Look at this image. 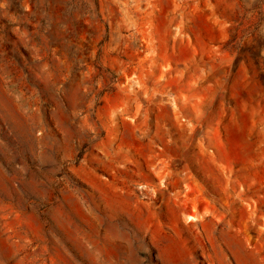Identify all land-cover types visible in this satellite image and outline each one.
I'll list each match as a JSON object with an SVG mask.
<instances>
[{"label":"rangeland","instance_id":"rangeland-1","mask_svg":"<svg viewBox=\"0 0 264 264\" xmlns=\"http://www.w3.org/2000/svg\"><path fill=\"white\" fill-rule=\"evenodd\" d=\"M0 241L264 264V0H0Z\"/></svg>","mask_w":264,"mask_h":264},{"label":"bare ground","instance_id":"bare-ground-1","mask_svg":"<svg viewBox=\"0 0 264 264\" xmlns=\"http://www.w3.org/2000/svg\"><path fill=\"white\" fill-rule=\"evenodd\" d=\"M151 4H152V3H151ZM167 5H168V4H167ZM169 5H170V1H169ZM170 6H171V5H170ZM147 8H148V7H147ZM168 8H169V7H168ZM129 9H130V8H129ZM153 9H155V7H153ZM169 9H170V8H169ZM158 10H159V9H158ZM184 10H185V9H184ZM136 11H137V10H136ZM145 11H146V10H145ZM141 12H142V11H141ZM141 12H140V13H141ZM143 12H144V11H143ZM181 12H182V11H181ZM143 14H144V13H143ZM153 14H154V13H153ZM139 15H140V14H139ZM162 16H164V15H162ZM162 18H163V17H162ZM157 19H158V18H157ZM147 20H148V19H147ZM163 21H164V20H163ZM157 22L159 23L160 21L157 20ZM143 23H144V22H143ZM147 23H148V22H147ZM162 23H163V22H162ZM161 25H162V24H161ZM182 25H183V24H182ZM182 25H181V26H182ZM162 26H163V25H162ZM159 27H160V25H159ZM159 27H158V28H159ZM158 28H157V29H158ZM160 29H162V28H160ZM178 29H179V28H178ZM178 32H179V30H178ZM165 39H166V37H165ZM189 40H190V39H189ZM185 43H188V42H185ZM162 44H164V43H162ZM164 45L167 46L166 43H165ZM181 45H182V44H181ZM188 45H189V44H188ZM186 46H187V44H186ZM186 46H185V47H186ZM188 50H189V49H188ZM190 50H191V48H190ZM157 79H158V78H157ZM138 84H139V82H138ZM137 88H138V87H137ZM143 90H144V89H143ZM143 90H142V91H143ZM129 95H130V94H129ZM169 97H170V96H169ZM172 97H173V96H172ZM137 98H138V97H137ZM160 98H161V97H160ZM172 99H173V98H172ZM133 100H135V98H133ZM169 100H170V99H169ZM132 102H133V101H132ZM165 102H166V101H165ZM168 102H170V101H168ZM171 103H172L173 106H174V109H173V110H174V111H173L174 113H173V114L177 117V116H178V110H179V104H178V101H177V99H174V100H171ZM171 103H170V104H171ZM172 104H171V105H172ZM183 106H184L185 109H187L188 111H192V109H191L189 106H187V105H183ZM172 108H173V107H172ZM172 108H171V109H172ZM158 109H159V108H158ZM160 110H161V109H160ZM165 110H167V109H165ZM129 115H130V114H129ZM174 115H173L172 117H174ZM139 117H140V116H139ZM179 118H180V116H179ZM141 119H142V118H141ZM177 120H178V119H177ZM183 120H184V119H183ZM136 121H137V120H136ZM155 122H156V121H155ZM189 122H190V121H189ZM134 124H135V122H134ZM192 124H193V123H192ZM175 125H176V124H175ZM160 128H161V127H160ZM231 136H232V135H231ZM235 136H236V135H235ZM213 137H214V136H213ZM213 137H212V138H213ZM237 137H238V136H237ZM214 138H215V137H214ZM164 139H165V138H164ZM238 139H239V138H238ZM239 141H240V140H239ZM217 142H218V140H217ZM218 144H219V143H218ZM243 144H244V143H243ZM246 144H247V143H246ZM224 146H225V145H224ZM237 147H238V146H237ZM239 147H241V146H239ZM220 149H221V148H220ZM223 149H224V148H223ZM231 150H232V149H230V151H231ZM233 150H234V149H233ZM246 150H247V149H246ZM238 151H239V150H238ZM224 152H225V151H224ZM239 152H240V151H239ZM243 152H244V151H243ZM245 152H246V151H245ZM230 153H231V152H229V154H230ZM240 154H241V153H240ZM241 155H242V154H241ZM224 157H225V156H224ZM233 157H234V156H233ZM245 159H246V158L244 157V161H245ZM219 161H220V160H219ZM212 164H213V163H212ZM239 185H240V184H239ZM238 187H239V186H238ZM230 194H231V193H230ZM250 200H251V199H250ZM255 202H256V201H255ZM248 203H249V202H248ZM196 205H197V204L195 203V206H196ZM195 206H194V207H195ZM250 206H251V205H250ZM174 207H175V206H174ZM214 208H215V207H214ZM207 211H208V209H207ZM211 212H212V211H211ZM254 212H255V211H254ZM252 213H253V212H252ZM204 215H206V214H204ZM187 218H188V219H190V218H191V219H198L199 217H198V216H195V215H188ZM198 220H199V219H198ZM0 247H1V249H2L3 252H5V253H7V252L12 253V251L10 252L9 249H8L9 246H8V247L6 246V242H2V241H0ZM2 254H3V253H2ZM8 255H9V254H8ZM10 255H11V254H10ZM9 257H10V256H9Z\"/></svg>","mask_w":264,"mask_h":264}]
</instances>
